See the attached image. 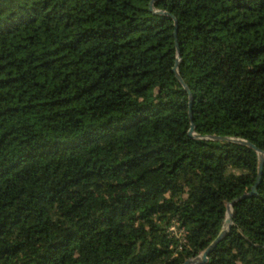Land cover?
Wrapping results in <instances>:
<instances>
[{"label": "trees", "instance_id": "trees-1", "mask_svg": "<svg viewBox=\"0 0 264 264\" xmlns=\"http://www.w3.org/2000/svg\"><path fill=\"white\" fill-rule=\"evenodd\" d=\"M151 1L0 0V264H182L255 184L188 134L173 17L195 132L264 153V0ZM205 264H264V163Z\"/></svg>", "mask_w": 264, "mask_h": 264}, {"label": "water", "instance_id": "water-1", "mask_svg": "<svg viewBox=\"0 0 264 264\" xmlns=\"http://www.w3.org/2000/svg\"><path fill=\"white\" fill-rule=\"evenodd\" d=\"M155 0L151 1V7L153 6V2ZM158 13H164L167 14L164 11H159ZM174 22H175V30H174V36H175V44H176V48H177V56H176V61H175V65L173 67V71L175 73V76L177 77V79L179 80V82L181 83V85L184 87V89L188 92L189 94V118L191 120V125H190V129L188 131L189 136L194 137V138H202V139H207V140H217V141H230V142H237V143H242L245 145L250 146L251 148L255 149L258 152V174H257V179L255 184L252 186L250 192L244 193L234 199H232L231 201H229L227 203V209H226V216L222 225L221 230L219 231V233L217 234V236L214 238V240L208 245V247L198 256L193 257V258H189L187 259L184 263L182 264H205L208 262V256L210 254V252L216 247V245L227 236V234L229 233V230L233 224V208L235 206V204L251 195H254L256 193V189H257V185L260 182L261 179V174H262V169H263V163H264V153L258 149L253 143L241 139V138H235V137H229V136H218V135H206V136H201L199 134H197L195 132V125L192 121V103H193V98L191 95V91L188 88V86L186 85V83L184 82L183 78L180 75L178 66L179 63L181 61V54H180V50H179V45L177 42V29H178V23H177V19L175 17H173Z\"/></svg>", "mask_w": 264, "mask_h": 264}, {"label": "built area", "instance_id": "built-area-1", "mask_svg": "<svg viewBox=\"0 0 264 264\" xmlns=\"http://www.w3.org/2000/svg\"><path fill=\"white\" fill-rule=\"evenodd\" d=\"M170 237L176 240V249L180 250L187 245V230L178 219H173L167 228ZM176 253V251H175Z\"/></svg>", "mask_w": 264, "mask_h": 264}]
</instances>
